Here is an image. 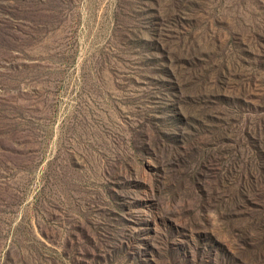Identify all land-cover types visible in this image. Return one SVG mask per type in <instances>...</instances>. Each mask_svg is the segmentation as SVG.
Returning <instances> with one entry per match:
<instances>
[{
  "label": "rangeland",
  "instance_id": "1",
  "mask_svg": "<svg viewBox=\"0 0 264 264\" xmlns=\"http://www.w3.org/2000/svg\"><path fill=\"white\" fill-rule=\"evenodd\" d=\"M0 264H264V0H0Z\"/></svg>",
  "mask_w": 264,
  "mask_h": 264
}]
</instances>
